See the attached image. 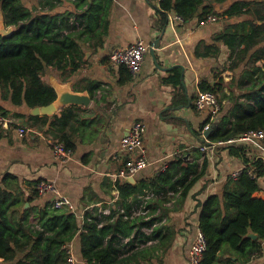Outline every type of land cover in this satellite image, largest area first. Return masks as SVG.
Segmentation results:
<instances>
[{
  "label": "crops",
  "instance_id": "0c3cea01",
  "mask_svg": "<svg viewBox=\"0 0 264 264\" xmlns=\"http://www.w3.org/2000/svg\"><path fill=\"white\" fill-rule=\"evenodd\" d=\"M23 1L36 10L73 16L68 33H74L73 41L80 52L74 60L68 57L60 66L47 69L44 78L51 85L55 80L69 85L74 92H88L92 103L88 108L69 106L53 116L31 119L32 110L26 105L14 107L0 99V105L9 111L8 117L16 121L9 129L0 127V183L7 180L16 203L9 217L39 229L36 211L48 203L52 205L53 196L41 197L35 188L40 180H50L70 198L82 227L89 212L94 211L102 219L99 212L103 208L129 210L138 202L139 195L127 199L129 207L120 202L118 182L138 185L151 180L162 172L165 163L179 158L196 164L200 173L207 161L205 174L173 208L159 199L152 201L154 217H162L157 226L162 229L161 237L129 261L189 264V253L201 232L200 204L211 196L236 192L233 174L257 161L264 163V141L260 146L245 142L213 146L205 137L207 130L202 129L211 121L210 113L197 110L194 104L201 92L217 89L223 118L236 102H247L252 83L240 85L243 67L231 69L230 49L218 38L228 32L250 31L251 16L220 17L214 23H204L199 17L178 22L171 21L176 15L173 12L163 17L161 0H94L90 29L85 30L86 19L84 26L73 29V22L82 21L83 12L75 0ZM235 2L206 0L218 16ZM138 41L148 45L149 51L141 73L133 77L127 68L112 64L110 56L114 50ZM64 114L68 118L63 124H52L53 117ZM137 122L146 126L144 147L149 165L136 176L127 177L126 164L132 153L123 147L122 140ZM19 127L27 128L24 136L18 132ZM63 137L73 145V158L66 162L54 158L50 145L51 139L62 141ZM203 146L208 149L203 151ZM233 149L239 150L237 155L232 154ZM259 181L260 190L253 198L264 200V176ZM165 209L168 212L164 213ZM26 218L28 221H23ZM70 245L82 264L85 260L81 257L79 234ZM261 245V254L250 262L243 263L242 257L227 251L220 254L219 264H228L225 262L229 260L231 264H264V242ZM22 259L20 255L12 264ZM0 264L5 263L0 259Z\"/></svg>",
  "mask_w": 264,
  "mask_h": 264
},
{
  "label": "trees",
  "instance_id": "16d2710c",
  "mask_svg": "<svg viewBox=\"0 0 264 264\" xmlns=\"http://www.w3.org/2000/svg\"><path fill=\"white\" fill-rule=\"evenodd\" d=\"M93 1L75 0L76 7L83 12H80L82 21L73 22V29L82 27L85 19V30L90 29ZM216 1L225 3L227 0ZM0 9L6 25L14 27L11 36H0L1 101L10 102L14 107L26 105L31 110L50 105L57 99V92L44 78L47 69L60 66L68 57L74 60L80 52L78 44L73 41L74 33H68L73 16L64 17L36 10L26 6L23 0H0ZM160 11L163 17L173 12L185 21L195 17L203 20L207 15L215 14L206 0H161ZM239 14L251 16L248 21L250 31L228 32L218 39L230 49L231 69L243 67L240 85L247 81L252 85L246 95L247 102H236L233 110L223 118L221 110L215 122L209 120L203 126L204 130L208 124L212 126L216 123L208 137L211 143L237 139L251 130L264 128V1L236 0L220 17ZM208 90L217 94V89ZM8 113L0 105V114L8 116ZM67 118L65 114L61 118L55 116L52 124H63ZM62 141L73 149L66 137ZM231 151L234 155L239 152L235 149ZM206 169L207 161L198 173L196 164H188L185 158H179L170 162L166 170L151 180H143L138 185L118 182L120 202L129 207L126 204L128 198L151 190L157 195H167L169 191L180 192L178 201L183 200ZM249 170H253L255 178L250 176ZM263 176L264 163L257 161L246 167L234 181L236 192L226 191L222 197L214 195L200 204L199 226L207 242L201 264H219L220 254L227 251L242 257L243 263L261 254V244L264 242V200L253 196L260 190L259 180ZM6 183L7 180L0 183V259L5 264L16 262L20 255H23V259L19 264H66L68 255L64 247L70 245L78 234L81 257L89 264H129L135 259L137 251L125 255L133 250L136 242L144 243L161 237L162 229L157 227L150 237L142 232V228L159 223L162 219L154 217L153 212L152 217L145 221L142 218L125 219L118 209H112L111 216L99 219L93 211L87 214L85 223L80 227L76 213L54 209L48 203L36 211L39 229L21 221L14 222L9 217V211L16 203ZM166 195L158 198L162 204L168 202ZM130 210L125 209L127 213ZM166 212L168 209L164 210ZM106 219L108 222H105ZM25 220L28 221L27 218ZM251 232L258 235L257 240L248 237ZM124 238H132L129 249L125 251L121 245Z\"/></svg>",
  "mask_w": 264,
  "mask_h": 264
},
{
  "label": "built area",
  "instance_id": "2783aa9c",
  "mask_svg": "<svg viewBox=\"0 0 264 264\" xmlns=\"http://www.w3.org/2000/svg\"><path fill=\"white\" fill-rule=\"evenodd\" d=\"M220 20V17L216 15H207L204 19V23H214ZM171 21L185 22V19L179 15H174ZM149 51V46L143 41H138L137 43L130 45L128 47H122L114 50L110 56L111 63L115 66H121L128 69L133 77H137L141 71L144 64L145 56ZM195 106L199 111H208L210 113L211 122L216 120L219 112L222 110V102L218 98V95L212 92H201L198 98L195 100ZM12 125H16V121L8 116L0 114V127L9 129ZM19 126V125H18ZM211 128V124L205 127V131ZM27 128L19 127L18 132L21 136H24L27 132ZM146 133V126L142 122L135 123L128 134L123 138L122 145L124 148L132 153V157L126 164V176L133 177L136 176L140 171L145 169L149 165V160L147 158V152L144 147V137ZM264 141V128L257 130H251L248 133L237 139H230L228 141H221L214 143L213 146H224V145H234L236 143H252L260 146ZM50 145L52 147L53 156L56 160L66 162L73 158L72 149L68 148L64 142L59 139H51ZM207 146H203L202 150L206 151ZM169 163H165L163 170H166ZM245 168L238 170L233 174V179H238L244 172ZM250 176L256 177L253 170H249ZM36 192L39 196H53L52 207L54 209H60L70 213H76V208L70 198L65 194H62L56 184L50 180H40L36 186ZM166 193L157 195L154 191H146L145 194L138 196V202L131 207L129 213L125 209L121 208L118 210L120 215H124L125 219H137L142 218L148 221L152 217V210L150 205L152 201L164 197ZM168 202L164 203L167 207L173 208L177 203L180 192L169 191L166 195ZM99 214L103 217H109L112 215V210L110 207L103 208ZM86 218V217H85ZM100 223L99 225H101ZM159 225L158 222L151 224L150 226L142 228L147 236H150L154 229ZM134 237V236H133ZM132 237V238H133ZM132 238H124L122 241V250L125 251L129 249V245ZM157 240H150L144 243H135L134 248L125 256H129L136 251L142 250L147 246L154 245ZM68 258L66 264H79L77 258L75 257L71 245L64 247ZM207 249V242L205 235L200 232L194 241L192 249L189 253V264H201L204 253ZM82 264H89L86 260Z\"/></svg>",
  "mask_w": 264,
  "mask_h": 264
},
{
  "label": "water",
  "instance_id": "95a60500",
  "mask_svg": "<svg viewBox=\"0 0 264 264\" xmlns=\"http://www.w3.org/2000/svg\"><path fill=\"white\" fill-rule=\"evenodd\" d=\"M13 33L14 27H8L6 25L4 14L0 9V36L9 37ZM155 48H159L158 45H156ZM151 53H153V50H151ZM52 86L57 92V99L48 106L37 107L32 109L31 114L33 116H53L65 107L79 106L88 108L92 103L91 95L88 92H74L71 90L69 85H61L55 80H52ZM215 127L216 125H213L209 130L206 131V138L209 137ZM249 238L257 239L258 236L255 234H249Z\"/></svg>",
  "mask_w": 264,
  "mask_h": 264
},
{
  "label": "rangeland",
  "instance_id": "374dc122",
  "mask_svg": "<svg viewBox=\"0 0 264 264\" xmlns=\"http://www.w3.org/2000/svg\"><path fill=\"white\" fill-rule=\"evenodd\" d=\"M213 15H215V14H213ZM216 16H218V15H216ZM218 17H220V16H218Z\"/></svg>",
  "mask_w": 264,
  "mask_h": 264
}]
</instances>
